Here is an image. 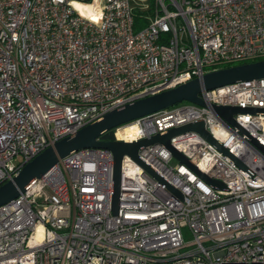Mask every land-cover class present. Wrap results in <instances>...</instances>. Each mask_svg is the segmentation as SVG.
<instances>
[{"label": "built area", "instance_id": "2783aa9c", "mask_svg": "<svg viewBox=\"0 0 264 264\" xmlns=\"http://www.w3.org/2000/svg\"><path fill=\"white\" fill-rule=\"evenodd\" d=\"M96 1V17L77 9ZM149 8L0 0V184L115 108L264 57V0H154ZM136 10L146 20L137 30ZM199 95L205 105L178 102L108 130L111 139L202 120L228 153L195 131L170 138L188 163L160 143L139 148L163 180L124 155L114 213L112 152L73 150L0 205V264H264V114H234L235 126L213 109L264 108V78Z\"/></svg>", "mask_w": 264, "mask_h": 264}, {"label": "water", "instance_id": "95a60500", "mask_svg": "<svg viewBox=\"0 0 264 264\" xmlns=\"http://www.w3.org/2000/svg\"><path fill=\"white\" fill-rule=\"evenodd\" d=\"M257 78H264V58L224 66L205 72L201 77L192 78L175 87L138 98L133 102L115 108L77 130L74 134L64 136L55 141L52 145H49L31 160L26 162L16 175L0 184V205L12 200L18 196L20 192L28 189L41 177V175L56 164L59 158L64 157L71 151L84 147H102L108 148L113 154L112 210L116 213L118 209V194L120 188L121 160L124 155H129L133 158L147 173L156 176L159 180H163L148 164L144 163L139 158V148L148 144L160 143L168 148L176 158L182 162L188 163L187 158L170 144V138L179 133L195 131L201 134L207 141L215 145L219 150L224 153L228 152L227 149L224 148L221 143L216 141L205 129L202 120H196L192 123L170 128L150 137L131 142L102 139L100 136L103 132L143 115L172 106L183 100L199 105H205L203 99L199 95L202 89H212L236 81ZM213 109L219 117L235 126L236 122L233 118L234 114H264V108L259 107L214 104ZM240 129L252 141H255L244 129ZM211 181L219 187L223 186L219 181Z\"/></svg>", "mask_w": 264, "mask_h": 264}, {"label": "trees", "instance_id": "16d2710c", "mask_svg": "<svg viewBox=\"0 0 264 264\" xmlns=\"http://www.w3.org/2000/svg\"><path fill=\"white\" fill-rule=\"evenodd\" d=\"M86 1H90V0H86ZM150 1H151V3H150V8H149V13L152 12V9L154 7V0H150ZM135 12H136V15H135L134 29L137 30V29H139V27H141L146 22V20H144L145 18L142 19L143 17L140 15V12H138L137 10ZM262 58H264V57H260L259 59H262ZM247 61H251V60L241 61L238 63L247 62ZM238 63H234V64H238ZM230 65H233V64H226V65H223L222 67L230 66ZM112 137H113V135H112L111 131L104 132L101 135V138H103V139H111Z\"/></svg>", "mask_w": 264, "mask_h": 264}, {"label": "rangeland", "instance_id": "374dc122", "mask_svg": "<svg viewBox=\"0 0 264 264\" xmlns=\"http://www.w3.org/2000/svg\"><path fill=\"white\" fill-rule=\"evenodd\" d=\"M131 2H132L133 7L140 8L141 13H148L147 9H143L142 10L141 8L146 7V6H149L150 3H151L150 0H131ZM77 9L79 10V12H81V14L88 15L89 17H93L92 15L86 14V12H84L81 7H78ZM142 19H144V18H142ZM236 63H238V62H236ZM183 101L186 102V100H183ZM163 109H166V108H163ZM162 111H166V110H162ZM183 232H184V239L185 240H188V239L191 238L190 232L187 229V227H185L183 229Z\"/></svg>", "mask_w": 264, "mask_h": 264}, {"label": "bare ground", "instance_id": "6f19581e", "mask_svg": "<svg viewBox=\"0 0 264 264\" xmlns=\"http://www.w3.org/2000/svg\"><path fill=\"white\" fill-rule=\"evenodd\" d=\"M99 4V1H96L95 5H78L82 8L86 14L92 15L93 17H96L97 12L95 11L96 5ZM122 133V132H120Z\"/></svg>", "mask_w": 264, "mask_h": 264}]
</instances>
